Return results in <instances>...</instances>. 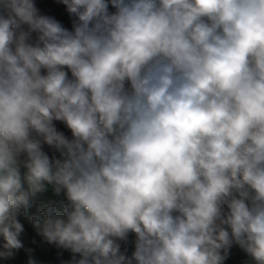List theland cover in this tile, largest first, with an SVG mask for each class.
Wrapping results in <instances>:
<instances>
[{
  "label": "clouds",
  "instance_id": "1",
  "mask_svg": "<svg viewBox=\"0 0 264 264\" xmlns=\"http://www.w3.org/2000/svg\"><path fill=\"white\" fill-rule=\"evenodd\" d=\"M0 264H264V0H0Z\"/></svg>",
  "mask_w": 264,
  "mask_h": 264
}]
</instances>
